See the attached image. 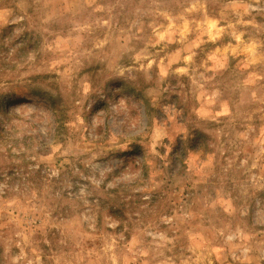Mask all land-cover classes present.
Wrapping results in <instances>:
<instances>
[{
    "label": "rangeland",
    "instance_id": "rangeland-1",
    "mask_svg": "<svg viewBox=\"0 0 264 264\" xmlns=\"http://www.w3.org/2000/svg\"><path fill=\"white\" fill-rule=\"evenodd\" d=\"M0 264H264V0H0Z\"/></svg>",
    "mask_w": 264,
    "mask_h": 264
}]
</instances>
